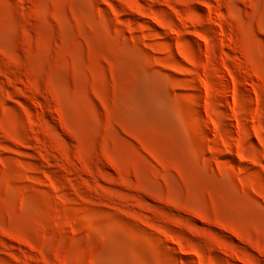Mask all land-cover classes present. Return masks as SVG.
I'll use <instances>...</instances> for the list:
<instances>
[{"label": "rangeland", "instance_id": "obj_1", "mask_svg": "<svg viewBox=\"0 0 264 264\" xmlns=\"http://www.w3.org/2000/svg\"><path fill=\"white\" fill-rule=\"evenodd\" d=\"M0 264H264V0H0Z\"/></svg>", "mask_w": 264, "mask_h": 264}]
</instances>
